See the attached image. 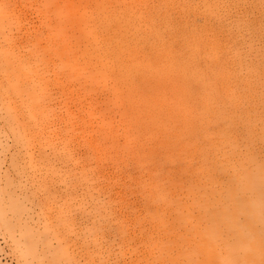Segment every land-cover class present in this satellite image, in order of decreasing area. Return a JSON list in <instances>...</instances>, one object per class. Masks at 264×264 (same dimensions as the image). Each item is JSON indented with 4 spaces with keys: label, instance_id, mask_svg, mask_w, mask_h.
Wrapping results in <instances>:
<instances>
[{
    "label": "rangeland",
    "instance_id": "1",
    "mask_svg": "<svg viewBox=\"0 0 264 264\" xmlns=\"http://www.w3.org/2000/svg\"><path fill=\"white\" fill-rule=\"evenodd\" d=\"M0 264H264V0H0Z\"/></svg>",
    "mask_w": 264,
    "mask_h": 264
}]
</instances>
